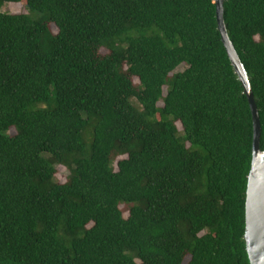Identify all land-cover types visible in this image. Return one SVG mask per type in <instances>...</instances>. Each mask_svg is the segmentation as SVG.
Here are the masks:
<instances>
[{
  "label": "trees",
  "instance_id": "trees-1",
  "mask_svg": "<svg viewBox=\"0 0 264 264\" xmlns=\"http://www.w3.org/2000/svg\"><path fill=\"white\" fill-rule=\"evenodd\" d=\"M222 5L263 151L264 0ZM215 10L0 0V264H249L252 121Z\"/></svg>",
  "mask_w": 264,
  "mask_h": 264
},
{
  "label": "water",
  "instance_id": "water-1",
  "mask_svg": "<svg viewBox=\"0 0 264 264\" xmlns=\"http://www.w3.org/2000/svg\"><path fill=\"white\" fill-rule=\"evenodd\" d=\"M222 2L214 0L217 30L234 74L242 86L252 121L251 165L245 192L243 238L249 264H264V150L259 148L261 128L247 74L227 36Z\"/></svg>",
  "mask_w": 264,
  "mask_h": 264
},
{
  "label": "rangeland",
  "instance_id": "rangeland-1",
  "mask_svg": "<svg viewBox=\"0 0 264 264\" xmlns=\"http://www.w3.org/2000/svg\"><path fill=\"white\" fill-rule=\"evenodd\" d=\"M3 11L4 12H6V13H25V10L21 7V6H14V5H6L5 7H3ZM178 71H181V70H183V67H179L178 69H177ZM134 82H136V81H134ZM159 106H161V103L159 104ZM178 127V130L180 131V127L179 126H177ZM64 172H63V170H59L58 172H57V175H56V177L58 178L57 180L60 182V183H62V182H64Z\"/></svg>",
  "mask_w": 264,
  "mask_h": 264
}]
</instances>
